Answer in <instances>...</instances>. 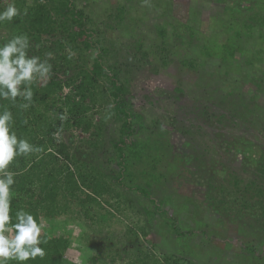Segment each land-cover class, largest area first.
<instances>
[{"label":"trees","instance_id":"16d2710c","mask_svg":"<svg viewBox=\"0 0 264 264\" xmlns=\"http://www.w3.org/2000/svg\"><path fill=\"white\" fill-rule=\"evenodd\" d=\"M80 1L0 0V10L10 2H14L22 13L26 9V14L14 18L11 23L0 24V32L5 34L0 44L14 34L26 33L31 44L29 55L39 56L41 60L48 58L52 64L51 78L44 84L32 86L34 96L28 108L20 107L26 101L19 97L15 102L0 99V110L7 108L12 112L17 136L41 149L17 156L9 165L16 181L12 186L13 222L15 211L22 208L41 221L51 223V233L55 230L54 225L63 227L62 233L59 231L56 236L49 237L43 232L42 237L47 239V243L41 245L45 257L29 260L26 264H77L67 258L72 253L71 243H77L81 247L79 252L86 257L78 261L79 264H114L116 257H123V254L129 258L125 264H195L191 257L159 254L157 245L143 243L149 234L152 217L146 216L134 194L142 195L151 203V216L157 213L165 216L178 241L187 235L194 237L195 231L190 227L181 230L180 221L168 216L164 206L166 201L173 199L172 195L161 199L154 195L162 189L165 161L170 155L166 150L162 151L158 121L156 124L153 119L147 121L128 99L131 83L127 75L130 70H124L119 64L116 53L119 50H113V43L106 36L105 29L114 28L134 37L137 33L135 26L141 17L132 15L133 2H125L118 4L106 18L96 19L87 13L90 9L87 5H79ZM134 1L138 3V0ZM235 3L236 6L249 4L251 11L246 19L240 17L236 6L233 7ZM163 6L164 22L156 25L163 41L152 45L151 50L144 48L147 37L135 38L137 47L133 42L134 48L126 52L131 58L143 61L152 51L166 62L169 60V47L165 45L167 38L171 36L181 44L185 36L189 43L195 40L201 12H190L189 22L182 25L184 29L180 32V23L171 17V8ZM225 11L231 18L230 35L222 45L224 51L219 62L230 65L240 51L250 71L256 62H264V0H231ZM74 28L82 37L73 34ZM256 29L262 41L257 50L247 46ZM203 48L200 56L204 59L215 57L210 47L204 44ZM90 52L95 54L89 66ZM181 63L194 72L206 67L205 61L201 62L195 56ZM253 85L256 92H264V68L260 75L254 76ZM61 115L67 118L61 120ZM109 118L119 123L121 141L115 136L106 140ZM74 130L88 133L86 146L103 152L108 163L116 162L117 167L111 171L78 155L77 149L70 144ZM248 165L257 172L256 179L237 183V195L231 199L221 198L220 202L226 204L234 215L240 212L242 216L252 214L257 219H264V149L259 158H249ZM138 173L144 184L132 182ZM221 192L223 195L226 191ZM196 208L197 204L193 203V213ZM119 216L129 219L123 221L125 228L119 234L120 238L111 230ZM119 243L127 244L123 254L115 251ZM244 250L250 256L251 264H261L264 251H258L256 244L245 243Z\"/></svg>","mask_w":264,"mask_h":264},{"label":"rangeland","instance_id":"374dc122","mask_svg":"<svg viewBox=\"0 0 264 264\" xmlns=\"http://www.w3.org/2000/svg\"><path fill=\"white\" fill-rule=\"evenodd\" d=\"M230 1L147 0L146 3L138 0L136 3L134 0H81L79 3L80 6L87 5L90 8L87 13L96 19H104L116 10L118 4L133 2L132 15L141 17L135 26L137 33L134 37L114 28L105 29L106 36L113 43V50H119H116L119 64L124 70H130L127 75L131 83L128 99L147 121L153 119L155 124L158 121L162 151L166 150L170 155L165 161L162 189L154 195L159 199L172 195L173 199L166 201L164 206L168 216L180 221L181 230L190 227L195 231L194 237L187 235L178 241L165 216L162 213L151 216V203L142 195L133 193L146 216L152 217L149 234L143 243L157 245L159 254L191 257L195 264H251L250 256L244 250L245 243L256 244L258 251H264V219H257L252 214L242 216L240 212L234 215L226 204L220 202L221 198L231 199L237 195V183L256 179L257 172L248 165V159L259 158L264 149V92H256L253 85V78L261 74L264 62H256L250 72L240 51L230 65L219 62L224 51L222 45L230 35L231 18L225 11ZM162 4L171 8V17L180 23V32L184 29L182 25L189 22L190 12H201L195 40L189 43L185 36L181 44L171 36L167 38L165 45L169 47V60L166 62L152 51L143 61L131 58L126 52L134 48L131 43L135 38L147 37L144 48L151 50L152 45L163 41L156 28L157 24L164 22ZM236 9L245 19L251 11L248 3L236 6ZM73 34L82 37L77 28L73 29ZM4 35L0 32V42ZM261 42L256 29L247 46L257 50L262 46ZM204 44L210 47L215 57L204 59L200 56ZM94 54H88L89 66ZM191 56L205 61L206 67L194 72L181 63ZM41 84L44 82L37 81L33 85ZM109 119L106 140L115 136L117 141H121L119 123ZM88 139V133L74 130L71 147L87 161L113 171L117 167L116 162L109 164L103 152L88 148L85 143ZM113 160L116 161L117 157L114 156ZM137 175L132 182L144 184L142 175ZM221 190L226 191L224 196ZM193 203L197 204L196 213L192 211ZM128 220L119 216L113 222L111 230L115 235L123 233V221ZM42 222L46 225L44 233L49 237L59 235L63 229L54 225L55 230L51 233L53 225L45 220ZM80 248L77 243H71L72 253L67 258L75 261L86 259L79 252ZM127 248V244L119 243L115 251L123 254ZM127 257L123 254L113 263L125 264ZM261 264H264V259Z\"/></svg>","mask_w":264,"mask_h":264},{"label":"clouds","instance_id":"9594fccd","mask_svg":"<svg viewBox=\"0 0 264 264\" xmlns=\"http://www.w3.org/2000/svg\"><path fill=\"white\" fill-rule=\"evenodd\" d=\"M147 3V0H145ZM26 14L14 2L0 10V24L11 23L14 18ZM30 39L26 33L14 34L0 44V99L15 102L21 98L28 108L33 100L32 86L37 81L47 82L51 78L52 64L48 58L29 55ZM67 117L61 115L60 119ZM14 117L7 108L0 110V264H26L29 260L43 259L46 255L41 246L47 243L42 237L46 225L31 212L24 209L15 211L13 222L12 186L15 173L9 169L15 158L38 152L41 149L19 138L14 130ZM77 264H79L77 260Z\"/></svg>","mask_w":264,"mask_h":264}]
</instances>
